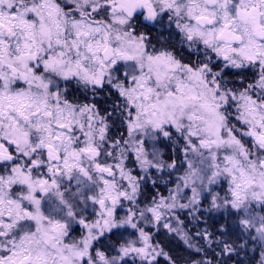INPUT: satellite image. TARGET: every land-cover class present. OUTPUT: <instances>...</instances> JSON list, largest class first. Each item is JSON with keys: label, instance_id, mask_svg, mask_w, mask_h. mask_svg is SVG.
<instances>
[{"label": "snow or ice", "instance_id": "6c2138e0", "mask_svg": "<svg viewBox=\"0 0 264 264\" xmlns=\"http://www.w3.org/2000/svg\"><path fill=\"white\" fill-rule=\"evenodd\" d=\"M0 264H264V0H0Z\"/></svg>", "mask_w": 264, "mask_h": 264}]
</instances>
